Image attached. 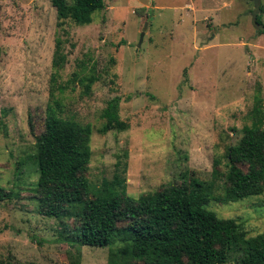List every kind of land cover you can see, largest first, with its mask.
<instances>
[{
	"label": "rangeland",
	"instance_id": "1",
	"mask_svg": "<svg viewBox=\"0 0 264 264\" xmlns=\"http://www.w3.org/2000/svg\"><path fill=\"white\" fill-rule=\"evenodd\" d=\"M253 10L251 0H106L92 23L60 28L51 0H0V185L16 193L0 202V264H108L109 247L65 239L76 218L39 211L33 156L55 100L62 117L93 125L96 186L119 173L139 197L184 174L212 180L217 162L227 171L228 146L251 123L259 90L264 98V13L259 28ZM115 96L130 127L102 133ZM207 208L241 219L250 236L264 231V193Z\"/></svg>",
	"mask_w": 264,
	"mask_h": 264
},
{
	"label": "trees",
	"instance_id": "2",
	"mask_svg": "<svg viewBox=\"0 0 264 264\" xmlns=\"http://www.w3.org/2000/svg\"><path fill=\"white\" fill-rule=\"evenodd\" d=\"M51 3L60 28L67 20L90 24L93 14L106 8V0ZM1 61L0 46V71ZM66 62L58 39L54 68L60 70ZM93 81L86 84L87 91ZM121 100L115 96L108 101L102 113V133L129 129L121 118ZM61 107L58 100L48 106L45 130L37 137L33 158L39 169L35 192L40 213L79 221L65 239L80 246L109 247L108 264H264V231L250 236L241 219L223 218L207 208L211 201L229 203L264 193V98L260 90L249 115L251 123L226 150V172L217 168V162L212 180L184 174L180 184L139 197L127 193L126 178L119 173L100 186L92 184L87 171L93 154V125L62 117L57 111ZM15 197L13 190L0 185V202Z\"/></svg>",
	"mask_w": 264,
	"mask_h": 264
},
{
	"label": "water",
	"instance_id": "3",
	"mask_svg": "<svg viewBox=\"0 0 264 264\" xmlns=\"http://www.w3.org/2000/svg\"><path fill=\"white\" fill-rule=\"evenodd\" d=\"M254 2V10L252 11V17H253V22L256 27H261L260 23L258 22V16L262 11V0H251ZM147 28V24L145 26ZM145 32L142 33L141 35V40L139 43V47L141 46L143 40H144Z\"/></svg>",
	"mask_w": 264,
	"mask_h": 264
}]
</instances>
